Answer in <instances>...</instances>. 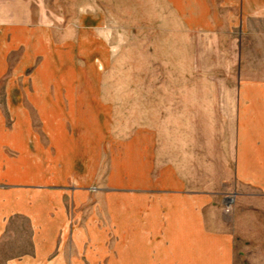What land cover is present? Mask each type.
Instances as JSON below:
<instances>
[{
	"label": "crops",
	"instance_id": "0c3cea01",
	"mask_svg": "<svg viewBox=\"0 0 264 264\" xmlns=\"http://www.w3.org/2000/svg\"><path fill=\"white\" fill-rule=\"evenodd\" d=\"M163 5L188 60L192 31L230 32L236 82L192 83L189 66L169 86L178 102L160 111L144 93L154 85L77 81L75 69L110 56L96 16L52 42L27 0H0V76L10 75L0 106L13 123L0 116V244L14 250L15 229L30 230L7 264H264V226L249 209L264 200V0ZM67 203L93 204L84 224L67 226Z\"/></svg>",
	"mask_w": 264,
	"mask_h": 264
},
{
	"label": "rangeland",
	"instance_id": "374dc122",
	"mask_svg": "<svg viewBox=\"0 0 264 264\" xmlns=\"http://www.w3.org/2000/svg\"><path fill=\"white\" fill-rule=\"evenodd\" d=\"M27 2L31 8L30 19L36 25L42 24V33L52 42L56 32L62 30L65 35L68 31L75 30V27L71 25L77 18L82 19L87 14L96 16L95 33L107 37L110 56L100 69L96 66L101 65V62H94L95 67L75 69L77 70L75 77L77 81L82 82L86 76H89L95 81L122 83L128 86L126 88L132 89L131 93L134 92L135 84H143L144 88H151L149 86L154 85L157 90L148 89L144 93H147L149 104L152 103V106L160 111L168 110L178 102L180 92L177 94L169 86L186 81L188 74L186 69L184 73V68L190 66V81L195 84L236 82L237 76H241L237 74L238 59L232 57L236 53L237 44L231 42L230 32H226L223 28H219V32L213 31L212 33L192 31L191 57L189 60L184 58L182 28L174 23L170 12L163 5L165 0H27ZM25 14L28 15V11ZM172 34L175 35V42L169 40ZM17 54L15 52V56L9 59V63L18 61ZM19 69V66L8 67V71L14 74L12 78L16 81H22L18 74ZM28 70L30 71V68ZM9 78V74L0 76V83H7ZM172 94H177L173 96V100L168 97L171 98ZM134 109L133 105L127 107L128 114L133 118ZM145 113L144 111V115ZM154 113L155 119L160 120L156 123L163 124L165 112L160 115ZM148 114H151L150 110ZM6 115H8L6 107L0 106V116L5 125L10 126L13 123L5 122ZM34 124L37 125V123L32 125ZM25 192L23 198L26 197L28 200L33 198L32 192L28 197L29 191ZM229 194H232L231 190ZM262 201L264 202L256 197L255 206L253 208L249 206V209H253L256 213V226H264V203ZM53 205L54 207L59 206L57 203ZM89 205L84 204V208L79 206L76 209L71 203H67L66 207L64 206L67 226L84 224L82 212L86 206H89L91 210L93 204ZM230 205L228 203V211L234 208ZM29 206L33 204H26L27 209L31 210L32 207ZM76 212H79L78 216H75ZM15 232L16 236H20L15 243L9 244L14 250L0 244V264H7L8 255L12 252H21L24 246L28 245L22 241L29 236L28 227L22 224L21 228L15 229Z\"/></svg>",
	"mask_w": 264,
	"mask_h": 264
}]
</instances>
